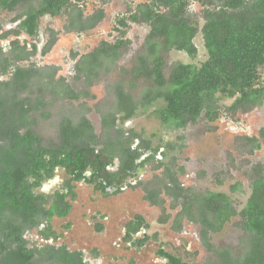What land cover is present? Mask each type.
I'll return each instance as SVG.
<instances>
[{
    "label": "trees",
    "instance_id": "trees-1",
    "mask_svg": "<svg viewBox=\"0 0 264 264\" xmlns=\"http://www.w3.org/2000/svg\"><path fill=\"white\" fill-rule=\"evenodd\" d=\"M84 1L0 0V11L23 7L13 18L15 26L2 37L21 33L34 36L41 16H57L69 6L73 7L68 13L66 31L90 30L103 19L104 11L98 8L84 15L78 6ZM188 6L189 0L145 1L138 3L127 19L118 20L122 27H128L126 20L149 26L142 50L126 72L133 79L147 80L150 85L141 94L140 103L120 83L115 84V110L104 113L101 118L107 133L104 140L95 134L87 117L81 116L77 122L62 117L58 122V142L52 147L41 146V137L33 128L35 120L31 115V99L26 95L28 90L38 84L41 88L37 91L42 96L48 86L58 84L57 96L69 100L79 99L87 92L75 91L63 77L55 78V66L17 65L36 54L35 44L28 49L26 43L14 38L8 51L0 46V77H8L0 79V264H35L36 260L45 264H87L81 251H70L65 245L28 247L24 234L42 225L39 229L42 238L57 240L61 236L51 227V220L68 215L71 200L75 198L73 182L90 184L105 195L109 189L117 192L133 178L138 166L153 161L157 155L164 159L176 146L182 147V136L178 137L179 143L168 141L153 146L148 137L125 130L122 124L136 116L138 109L145 113L153 108L151 114L161 126L172 130L185 128L203 111L208 120L213 121L218 116L213 107L218 97L232 99L226 107L232 112H247L262 104L264 0H220L218 7L204 9L205 21L200 32L206 59L199 65L176 62L165 76V52L183 51L191 58L197 52L193 38L199 28L195 21L187 18ZM119 33L120 38L114 42L101 41L81 55L75 64V78L83 77L86 85H91L105 63L113 64L120 57L129 41L123 39L124 30ZM54 42L53 37L41 53L48 52ZM45 105V100L38 96L35 108ZM260 135L264 138L263 129ZM243 140L250 153L261 147L258 137L244 136ZM98 144L101 146L97 147ZM159 148H163L162 151ZM143 154H146L144 159L136 163ZM116 158L118 166L111 170ZM156 161L154 169L164 167L162 177L156 175L153 179L156 187H144V199L161 208L160 223L170 218V214L165 213V200L160 196L162 190L174 204L181 206L174 217V229H181L182 217L199 224L201 243L213 253V258L205 264H264V164L251 165L247 172L250 194L237 211L227 193L184 188L179 185L171 162ZM56 168L63 169L67 176L62 188L51 193L38 192L43 181L52 178ZM239 188L240 183L235 182L229 189ZM235 216L244 233L240 249L234 253L229 246L214 247L209 235L220 232ZM147 227L144 217L135 214L124 225L123 240L140 247L149 239H156V234L142 232ZM101 228L99 225L97 230ZM157 254L167 264H187L179 255L162 247Z\"/></svg>",
    "mask_w": 264,
    "mask_h": 264
},
{
    "label": "rangeland",
    "instance_id": "rangeland-1",
    "mask_svg": "<svg viewBox=\"0 0 264 264\" xmlns=\"http://www.w3.org/2000/svg\"><path fill=\"white\" fill-rule=\"evenodd\" d=\"M145 1L151 0H85L78 5L84 15H89L98 8L104 11L103 19L94 28L84 32L66 31L68 13L73 7L69 6L57 16H41L34 36L21 33L18 36L2 37L5 31L15 26L13 18L23 10V7L18 6L13 11H0V46L4 51L10 49V42L14 38L20 43H26L28 49L32 44L36 45V54L29 60L18 62L17 65L55 66L57 67L55 78L63 77L75 91L87 92V95L79 99L69 100L57 96L58 84L51 88L48 86L46 88L48 93L42 96L38 94L37 90L41 88L38 84L28 90L26 95L31 99L33 105L31 115L35 120L33 128L41 137V146L52 147L58 142V122L62 117H69L77 122L81 116H85L93 125L94 132L100 136V140L106 139L107 133L101 125V118L104 113L115 110L116 83H120L136 101L140 102L141 94L150 84L143 78L133 79L126 70L129 71L135 64V57L142 50L149 26L126 20L128 27H122L118 20L127 19L130 13L135 11L136 5ZM219 1L189 0L187 18L195 21L199 28L193 38L197 52L193 58L183 51L165 52L163 64L165 76L176 62L199 65L206 59L207 53L200 32L205 21L203 11L206 8L218 7ZM119 30L125 31L123 39L129 41L122 48L120 57L113 64L105 63L99 77L91 85H86L83 77L75 78L77 59L91 51L101 41L114 42L120 38ZM53 37L54 44L48 52L42 54L44 45ZM260 72L264 75V67ZM6 78L7 75L0 77ZM38 96L45 101L52 99L54 102L50 101L51 104L35 108ZM231 102L232 99L218 97L213 103L218 116L213 121L208 120L203 111L199 118L188 123L185 128L172 130L161 126L158 119L151 114L153 108L145 113L138 109L136 116L122 124L125 130L141 133L143 137L151 140L153 146L168 141L179 143L178 137L182 136V147L176 146L164 159L157 155L153 161L138 166L130 182L127 181L128 183L117 192L109 189L105 195L94 190L90 184L73 182L75 198L71 200L68 215L64 218L53 217L51 220V227L61 236L57 240L42 238L39 234L41 225L39 229L32 228L25 232L27 246L65 245L71 251H81L87 264H167L166 260L157 254L159 247L179 255L187 264L208 262L213 258V253L207 251L201 243L199 224L182 217L181 229H174V217L181 210V206L174 204L163 192L160 196L165 200V213L170 214V218L167 222L160 223L158 218L161 215V208L144 199L146 194L144 187H156V182L152 183L153 179L156 175L162 177L161 171L164 167L154 169L157 159L171 162L179 185L195 191L225 192L231 197L235 209L239 211L250 194L247 172L255 163L264 164V138L260 135V129L264 132V100L260 106H255L247 112L227 110L226 107ZM244 136L258 137L261 147L250 153L248 145L243 140ZM138 142L139 140L135 141ZM161 150L159 148V151ZM114 163L111 169L116 168L118 161L115 160ZM66 179L64 170L56 168L52 178L44 180L37 191L51 193L62 188ZM150 182L152 184L147 185ZM235 182L240 183V188L231 191L229 188ZM135 214H141L148 224L143 233L156 234V239H149L140 247L131 245L122 238L125 223ZM237 221L238 216L232 217L220 232L209 235L214 247L229 246L234 253L240 249L244 233L237 225ZM99 225L102 226L100 231L97 230ZM35 264H45V261L36 260Z\"/></svg>",
    "mask_w": 264,
    "mask_h": 264
},
{
    "label": "crops",
    "instance_id": "crops-1",
    "mask_svg": "<svg viewBox=\"0 0 264 264\" xmlns=\"http://www.w3.org/2000/svg\"><path fill=\"white\" fill-rule=\"evenodd\" d=\"M80 57H81V56H80ZM80 57H79V58H80ZM79 58L77 59V61L79 60ZM77 61H76V62H77ZM75 64H76V63H75ZM65 81H66V80H65ZM66 82H67V81H66ZM50 101L54 102V100L50 99V100H48V101H45L46 105L51 104L52 102H50ZM95 134H96V133H95ZM98 137H99V139H100V136H98ZM161 149H163V148H161ZM161 151H162V150H161ZM145 156H146V154H143L141 158L144 159ZM156 158H157V157H156ZM115 160H117V158L114 159V161H115ZM117 161H118V160H117ZM114 164H115V163H114ZM114 164H113V166H114ZM113 166H112V167H113ZM117 166H118V163H117ZM117 166H116V168H117ZM112 167H111V168H112ZM111 168H110V169H111ZM116 168H115V169H116ZM115 169H111V170H115ZM45 193H46V192H45ZM100 193H101V192H100ZM160 193H161V191H160ZM163 193H164V192H163ZM101 227H102V226H101ZM101 229H102V228H101ZM98 231H100V230H98ZM122 238H123V237H122ZM67 249H68V248H67ZM70 251H71V250H70ZM73 251H79V250H73ZM82 255H83V253H82ZM83 259H84V258H83Z\"/></svg>",
    "mask_w": 264,
    "mask_h": 264
},
{
    "label": "water",
    "instance_id": "water-1",
    "mask_svg": "<svg viewBox=\"0 0 264 264\" xmlns=\"http://www.w3.org/2000/svg\"><path fill=\"white\" fill-rule=\"evenodd\" d=\"M142 158H139L138 160H137V162L136 163H139V161L141 160Z\"/></svg>",
    "mask_w": 264,
    "mask_h": 264
}]
</instances>
